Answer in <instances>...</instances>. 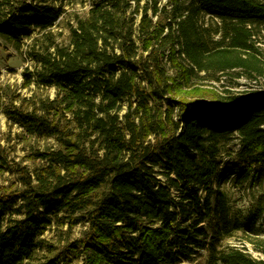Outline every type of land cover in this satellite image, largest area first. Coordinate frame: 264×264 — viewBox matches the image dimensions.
I'll return each instance as SVG.
<instances>
[{"label": "trees", "instance_id": "obj_1", "mask_svg": "<svg viewBox=\"0 0 264 264\" xmlns=\"http://www.w3.org/2000/svg\"><path fill=\"white\" fill-rule=\"evenodd\" d=\"M0 36L19 48L27 38L26 1L0 0ZM23 86H28V70ZM3 113L30 135L29 107L5 106ZM0 153V170L16 181L0 190V264H35L32 170Z\"/></svg>", "mask_w": 264, "mask_h": 264}, {"label": "rangeland", "instance_id": "obj_2", "mask_svg": "<svg viewBox=\"0 0 264 264\" xmlns=\"http://www.w3.org/2000/svg\"><path fill=\"white\" fill-rule=\"evenodd\" d=\"M27 70V38L16 48L0 36V153L31 167L30 135L3 113L5 106L29 107V86H23ZM12 181L14 175L0 170V190Z\"/></svg>", "mask_w": 264, "mask_h": 264}]
</instances>
